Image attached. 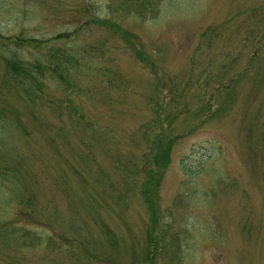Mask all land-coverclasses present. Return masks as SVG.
I'll use <instances>...</instances> for the list:
<instances>
[{"label": "rangeland", "instance_id": "374dc122", "mask_svg": "<svg viewBox=\"0 0 264 264\" xmlns=\"http://www.w3.org/2000/svg\"><path fill=\"white\" fill-rule=\"evenodd\" d=\"M62 34L104 75L0 101V264H264V0H0V100Z\"/></svg>", "mask_w": 264, "mask_h": 264}, {"label": "trees", "instance_id": "16d2710c", "mask_svg": "<svg viewBox=\"0 0 264 264\" xmlns=\"http://www.w3.org/2000/svg\"><path fill=\"white\" fill-rule=\"evenodd\" d=\"M68 34L58 35L52 40H36L22 36H14L2 39L7 41L2 43L14 46L26 53L25 57H15L5 61V83L10 89L1 96V103L9 106V97L7 94L14 93L18 98L24 101L32 117L37 118V105L40 99L45 96L46 90H50L51 85L61 89L63 103L72 115L79 116L78 105L75 104V98L80 95L83 88L82 77L87 75L90 78L103 77L102 63L98 57H89L90 52L78 45L77 40H66ZM105 55L103 49H92L91 55H96V51ZM48 108L50 102H53V96L46 98ZM78 111V113H77ZM7 109L0 110V121H7ZM15 114V111L12 112ZM167 157L164 167L168 166ZM153 175L151 174V177ZM3 177H6L3 176ZM159 182H154L150 178L144 184L143 189L149 195L151 192L156 196ZM18 203L24 205L27 209L35 206L34 196H19ZM153 208V207H152ZM11 224V223H10ZM9 224L3 226L2 230L7 229ZM6 236L2 233L0 238ZM24 241V239H23Z\"/></svg>", "mask_w": 264, "mask_h": 264}]
</instances>
